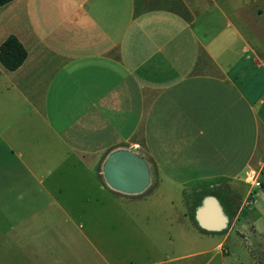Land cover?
I'll list each match as a JSON object with an SVG mask.
<instances>
[{
    "label": "crops",
    "instance_id": "obj_1",
    "mask_svg": "<svg viewBox=\"0 0 264 264\" xmlns=\"http://www.w3.org/2000/svg\"><path fill=\"white\" fill-rule=\"evenodd\" d=\"M8 35L25 57L0 65V264H81L65 246L113 240L94 228L143 218L150 185L240 179L248 162L243 182L252 169L259 185L245 182L228 228L210 233L220 264H259L264 0H11ZM119 148L148 165L140 193L104 181Z\"/></svg>",
    "mask_w": 264,
    "mask_h": 264
},
{
    "label": "rangeland",
    "instance_id": "obj_2",
    "mask_svg": "<svg viewBox=\"0 0 264 264\" xmlns=\"http://www.w3.org/2000/svg\"><path fill=\"white\" fill-rule=\"evenodd\" d=\"M251 165L249 162L241 164L240 179L208 178L193 181L192 186L185 180L165 181L157 191L150 185L139 195L143 218L122 224L107 220L98 223L93 230L95 235L113 240H77L75 245H66V251L74 247L75 254H80L81 264L96 262L103 256L109 264H160L161 259H171L168 264H220L216 235L197 226L193 211L202 195L211 192L230 220L245 196L247 184L242 179L243 170ZM256 191L260 192L258 187ZM261 198L259 195L258 201ZM229 220L220 231L228 228ZM79 231L85 232V229L82 227ZM86 233L89 235V230ZM256 257L260 259L259 264H264V255L257 254Z\"/></svg>",
    "mask_w": 264,
    "mask_h": 264
},
{
    "label": "water",
    "instance_id": "obj_3",
    "mask_svg": "<svg viewBox=\"0 0 264 264\" xmlns=\"http://www.w3.org/2000/svg\"><path fill=\"white\" fill-rule=\"evenodd\" d=\"M101 171L104 181L110 188L125 194L142 192L150 181L146 161L136 152L125 148L108 153ZM193 218L200 229L209 232L224 229L228 222V216L212 194L201 198L200 203L194 208Z\"/></svg>",
    "mask_w": 264,
    "mask_h": 264
},
{
    "label": "trees",
    "instance_id": "obj_4",
    "mask_svg": "<svg viewBox=\"0 0 264 264\" xmlns=\"http://www.w3.org/2000/svg\"><path fill=\"white\" fill-rule=\"evenodd\" d=\"M9 1L11 0H0V6ZM24 57H25V50L23 46L21 45V43L13 35H8L0 43V65L5 70L9 71V70H13L16 67H18L20 63L23 61ZM209 194H212V193L206 192L202 195V197H204L205 195H209ZM200 200L195 206H197L200 203Z\"/></svg>",
    "mask_w": 264,
    "mask_h": 264
},
{
    "label": "built area",
    "instance_id": "obj_5",
    "mask_svg": "<svg viewBox=\"0 0 264 264\" xmlns=\"http://www.w3.org/2000/svg\"><path fill=\"white\" fill-rule=\"evenodd\" d=\"M257 174L258 173L252 169L245 171V176H244L245 182L249 183L252 186H258L259 181L257 180Z\"/></svg>",
    "mask_w": 264,
    "mask_h": 264
}]
</instances>
